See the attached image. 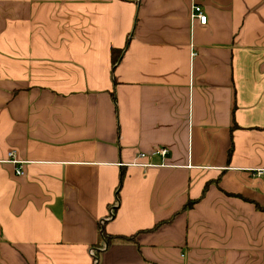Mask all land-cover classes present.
<instances>
[{"label":"crops","instance_id":"0c3cea01","mask_svg":"<svg viewBox=\"0 0 264 264\" xmlns=\"http://www.w3.org/2000/svg\"><path fill=\"white\" fill-rule=\"evenodd\" d=\"M251 202L264 0H0V264H264Z\"/></svg>","mask_w":264,"mask_h":264},{"label":"built area","instance_id":"2783aa9c","mask_svg":"<svg viewBox=\"0 0 264 264\" xmlns=\"http://www.w3.org/2000/svg\"><path fill=\"white\" fill-rule=\"evenodd\" d=\"M191 17L193 19H197L199 23L203 25L206 24L207 22L206 15L203 14L201 8L198 6L193 7ZM167 155H168V149L166 147H156L153 151L147 154L138 152L131 162L126 163V164L119 163L118 166L119 167L128 166V167L147 168L152 165L150 163H142L141 160L148 159V158L155 157V156L160 157L161 159H164ZM7 161L15 165V174L17 176L23 175L21 163H19L14 158V153L12 151L7 154ZM258 173H261V172L258 171Z\"/></svg>","mask_w":264,"mask_h":264},{"label":"trees","instance_id":"16d2710c","mask_svg":"<svg viewBox=\"0 0 264 264\" xmlns=\"http://www.w3.org/2000/svg\"><path fill=\"white\" fill-rule=\"evenodd\" d=\"M123 53V50L120 49H112L110 54H111V71H113L115 69V67L117 66V64L120 61L121 55ZM232 150L229 151L228 155L230 156ZM122 179V177H121ZM121 182V181H120ZM206 189V188H205ZM205 189L202 191V195L205 192ZM118 196V193L116 194ZM228 196L231 197H239L236 195H230L228 194ZM245 200V199H244ZM198 200L196 201H191L188 203V206H193V204H195ZM252 203V202H251ZM254 205V207L260 211V212H264V208H261L260 206L256 205L255 203H252ZM111 215L114 216V213L111 212ZM160 224H157L153 229H156ZM102 238L104 239L105 243L107 245H110L113 241H121V242H126V243H133L134 242V238L135 236H129V237H118V236H109L107 234H105L103 231L100 232ZM97 258V257H95Z\"/></svg>","mask_w":264,"mask_h":264}]
</instances>
